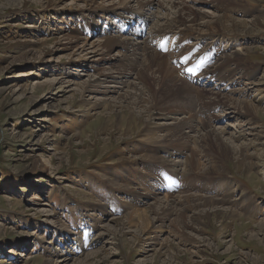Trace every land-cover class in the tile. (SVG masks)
Listing matches in <instances>:
<instances>
[{
    "label": "rangeland",
    "instance_id": "rangeland-1",
    "mask_svg": "<svg viewBox=\"0 0 264 264\" xmlns=\"http://www.w3.org/2000/svg\"><path fill=\"white\" fill-rule=\"evenodd\" d=\"M145 1L0 0V264H264V0H156L145 7L149 21L132 19ZM174 1L200 11L201 22L224 13L244 24L180 40L172 33L177 44L163 51L153 27L173 16ZM122 3L127 20L97 17ZM122 36L156 47L180 79V101L162 99L150 77L143 106L118 101L129 85L95 81L104 67L126 64L94 61L98 42ZM83 41L96 56L79 55ZM195 47L193 61L239 51L228 71L247 85L204 75L216 59L199 71L202 83L185 76L176 58ZM126 78L142 86L134 73ZM181 119L211 124L207 143L196 140L204 130L166 142ZM249 125L255 135L243 132ZM189 157L203 165L182 168ZM166 194L178 202L159 218ZM214 197L230 212L211 208Z\"/></svg>",
    "mask_w": 264,
    "mask_h": 264
},
{
    "label": "bare ground",
    "instance_id": "bare-ground-1",
    "mask_svg": "<svg viewBox=\"0 0 264 264\" xmlns=\"http://www.w3.org/2000/svg\"><path fill=\"white\" fill-rule=\"evenodd\" d=\"M155 2H156V0H147V1H145V3H141L140 7L138 9H135V11L133 10L132 13H131L132 10H130L129 12L126 10L128 8H131L130 6L127 5V3L120 4L116 8V10H113V11H107L108 9H112V8H103V6H101L100 7V9H101L100 12L102 10H103V12L102 13H98L97 17L106 20L107 15L110 14V15L119 16L120 20H122V19L127 20L126 16H125V13L128 12V13H130L132 15V19H134V18L141 19L143 21V23H144L145 21H149L146 18L147 14L145 13L146 12L145 11V7L146 6L152 7V6H154L156 4ZM213 2H214V0H211V3H213ZM173 3L177 4V6H176L177 8L174 9L175 11L173 12V16L168 14L167 17L165 18V22L162 23L164 25H158V26L155 25L153 27L155 35L162 36V35L174 33L175 37L180 40V39H184L187 36V34L190 33L191 31H197V32L204 33V34L211 32V33H214V34L218 35L220 33L224 34L223 32L230 33L229 31H231V33H233L234 29H237V26L240 23L244 24L242 22V20H239V19H236V18L230 19L229 17L231 15L224 14V13H222L220 15H217L215 20L201 22L200 19L202 18V14H201L200 11L196 13L194 11V8H192L190 11H187L185 9V7L188 6V5L183 4V3L179 2V1L178 2L174 1ZM159 5L161 7H165L164 6L165 4H161L160 3ZM214 6L218 7L219 5L215 4ZM174 7L175 6H173V8ZM188 7H190V6H188ZM98 9H99V7H98ZM152 11H153V9H152ZM100 16H102V17H100ZM249 21H251L252 24H256L257 19L254 18V19H251ZM129 29H131V30L135 29L134 25L130 26L128 28V30ZM139 37L140 36L135 38V42L133 40H131L130 37H125V36H122V37H119V38H116V39H106L104 42H102L103 40L101 42H98V44H97L98 45V49L102 50V52L100 53V55H102V58H96V59H94V61H99L100 59L103 60V58L104 59H108V60L109 59L116 60V58H118L117 61L125 60L126 64L120 65V64L117 63V64H115L114 66H112L110 68L109 67L108 68L104 67L105 70H103L101 72V77L104 76V77H102L104 79H101V80L96 79L95 80V78H94V80L102 82V83H104V82L119 83V84L113 86L115 88L116 87L117 88L124 87L125 85L126 86L129 85L127 90H123V89H118L117 90V92L119 91L118 92L119 93V97H118L119 100L118 101L126 102L128 104L130 103L131 105L132 104L133 105L137 104V106H139V105L143 106L147 102V99H146V96H145L144 92H145V90L147 88V86H146L147 77H150L152 81H155L156 86L157 85L159 86V91L157 92V95H160L162 97V99H165V100L166 99L169 100V98H170V102H174V101L177 102V100L180 101V96L182 94V89H181L182 85L179 84L180 79H178L177 77L173 78V79L170 78V74L171 73L169 74V72H171V70L169 69L170 71H168V69L164 68V66H163L164 65V61L161 58L162 56H161L160 52H158L156 50L155 46H151L149 44H147V45L146 44H141V42L138 39ZM215 37H216V35H215ZM215 37H212L211 41H213ZM77 39L79 40V38H77ZM82 43L83 44H81V45L75 44V46L77 45L76 48L78 50L79 55L80 54L89 55L90 53H94V56H96V54H97V50L96 49H94L92 51H88V48H86L87 43L84 42V41ZM95 46H96V43H93V46H91V47L93 48ZM100 46H102V47L99 48ZM110 46H113L112 50H111ZM118 48H120V49H118ZM205 50H207V49H205ZM207 53H206V57H208V55H209V59H212V60L216 59V62L212 65V67L210 69H207V71L204 70V73H205L204 75L209 73V75H210L209 77L210 78L214 77L217 80H220L222 82L224 80L230 79V80L234 81V82L232 81L233 83H237L239 86L242 83L246 84L244 82V80H242V77H241L240 74H239L240 78H236L235 77L236 74H235L234 70L233 71H228L229 62L233 61L234 59H236V58L233 57V55L236 56V54L237 55L241 54L239 51H235L234 53H226L224 50L223 51L222 50L218 51V50L212 49V50L208 51ZM135 69H137V70L135 71ZM229 70H231V69H229ZM128 73H131V74L134 73L136 75V77H139V79L142 81V82H139V83L142 86L140 87L139 84H137L135 82H129V78H126V75ZM142 83H144V84H142ZM69 86L70 85H68V87ZM105 87H107V89L103 90L104 93L113 91L112 90L113 89L112 86L107 85ZM248 88H250V89L257 88V83L255 81H252ZM184 91H185V89H184ZM213 95H215V97L213 96V98L217 99V98H220L219 95H221V93L213 92ZM158 100L161 101V99H156L157 102H158ZM185 103H187V102H185ZM157 104L159 105L160 103H157ZM184 104H183V107H184ZM163 106L165 107V105H163ZM208 106L210 108H212V107H217L218 105H215V103L210 102ZM244 108H245V110H247L246 106H244ZM181 109H183V108H181ZM188 120L189 119H187V120L186 119H181V121L174 122V126L175 127L172 128V130H174V131L171 132L170 134H167V136L165 137L166 142L169 143V141H173L172 143H175V142L176 143H179V142L182 143L183 140H181V139L183 137L180 138L182 134H185L184 137L187 138V137L190 136V133L192 131H199V130H204V132H203L202 135H199L198 139H196L197 142L200 145L203 142H206L204 137L208 138L209 135L211 134V131H210L211 124L203 122L202 125L199 128H197L196 124H193V123H191V121H188ZM128 124H129V122H128ZM254 127L256 128V126H254ZM254 127L252 125H249V127H247L246 129H243V132L246 133V136H247V134L255 135V133L253 131H250V130H254L255 129ZM175 137L177 139L173 140V139H175ZM173 145H175V144H173ZM176 145H178V144H176ZM206 145H204V146H206ZM174 161H176V162L173 165L174 166L173 167V171L177 168V162H181V160L175 159ZM184 163H186L185 165H187V166L188 165L191 166L190 170H195L194 169L195 167L197 169L201 165H203L202 162H200L199 160H192L191 157H189L187 159L185 158V160L183 162V166L181 165L182 168L185 167ZM193 166H195V167L193 168ZM176 170H178V169H176ZM187 171L188 170H186V172ZM193 172H195V171H193ZM252 177L253 176H250L251 179H252ZM182 196H184V198H189V197H194L196 199L203 198V197H198V195L191 196V195L183 194ZM165 198L166 199H163V200L160 199L161 201L157 200V201H159V203L161 202L160 204H162V211L160 212L161 215L159 216V218H164L165 216H164L163 213L166 210H170V208L173 209L172 206L174 207V204H176L178 202L176 196H172V195L166 194ZM225 200L226 199H224L223 197H214V199L213 198L210 199V202H211L210 206L215 211L217 210V211H228V212H230L229 208L225 209V207L223 206V202ZM61 264H68L67 259H64L61 262Z\"/></svg>",
    "mask_w": 264,
    "mask_h": 264
}]
</instances>
